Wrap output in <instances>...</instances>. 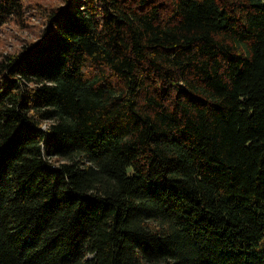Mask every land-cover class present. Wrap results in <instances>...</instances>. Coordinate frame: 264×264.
I'll return each mask as SVG.
<instances>
[{"label": "trees", "instance_id": "1", "mask_svg": "<svg viewBox=\"0 0 264 264\" xmlns=\"http://www.w3.org/2000/svg\"><path fill=\"white\" fill-rule=\"evenodd\" d=\"M33 8L0 55V264H264V0Z\"/></svg>", "mask_w": 264, "mask_h": 264}, {"label": "rangeland", "instance_id": "2", "mask_svg": "<svg viewBox=\"0 0 264 264\" xmlns=\"http://www.w3.org/2000/svg\"><path fill=\"white\" fill-rule=\"evenodd\" d=\"M29 5L28 11L24 17L27 26L9 22L0 29V55L5 52H15L25 42L35 39L42 26L39 13L34 9L36 3L53 4L58 0H26Z\"/></svg>", "mask_w": 264, "mask_h": 264}]
</instances>
